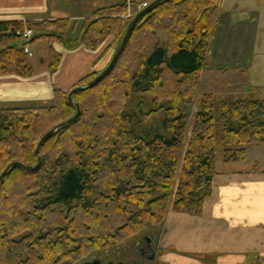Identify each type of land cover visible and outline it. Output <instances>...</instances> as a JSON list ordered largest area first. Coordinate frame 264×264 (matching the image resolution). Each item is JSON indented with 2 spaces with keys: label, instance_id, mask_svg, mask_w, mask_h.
I'll use <instances>...</instances> for the list:
<instances>
[{
  "label": "trees",
  "instance_id": "16d2710c",
  "mask_svg": "<svg viewBox=\"0 0 264 264\" xmlns=\"http://www.w3.org/2000/svg\"><path fill=\"white\" fill-rule=\"evenodd\" d=\"M221 5L173 0L159 7L138 22L109 76L75 94L81 116L45 142L41 167H16L0 184V264H82L120 250L143 231L163 227L172 209L201 213L217 174L218 147L229 165L244 162L249 148L264 147V98L248 71L206 65ZM127 10L124 4L98 11L75 43L95 51L112 35L123 42L128 28L120 18ZM70 25L0 22V77L32 78L23 48L41 41L50 42L49 71L55 73L61 57L54 44L68 47ZM27 30L36 33L28 44L18 35ZM136 51L137 59L124 67L125 55ZM114 76L121 86L114 90V82L103 92L100 86ZM161 88L166 107L144 117L149 122L162 113L164 133L147 141L125 108L136 93L154 96L158 105ZM198 97L200 109L188 110ZM65 99L56 90L52 108L0 110V176L13 163L38 165L42 138L77 115Z\"/></svg>",
  "mask_w": 264,
  "mask_h": 264
},
{
  "label": "crops",
  "instance_id": "0c3cea01",
  "mask_svg": "<svg viewBox=\"0 0 264 264\" xmlns=\"http://www.w3.org/2000/svg\"><path fill=\"white\" fill-rule=\"evenodd\" d=\"M132 1L135 0H0V22L69 21L76 24L77 30L83 21L95 18L98 11ZM232 2L235 4L230 9L237 7L247 12L251 22L247 25L234 22V10L225 14L214 41L220 33L226 45L237 44L246 50L252 39L258 44L261 29L256 16L264 12V0ZM261 42L259 53L254 54L252 60L240 59L235 67L228 69L248 71L251 86L259 89L264 98V41ZM101 51L85 47L73 52L64 50L60 70L53 76L49 62L42 60L31 64L34 75L30 79L1 76L0 110L26 108L41 99L52 101L54 88L67 92L85 75L94 73ZM253 165L259 167L224 175L217 173L211 196L200 214L169 213L165 223L168 226L166 245L174 247L175 251L162 257L164 264H264V166L256 162ZM178 216L185 218L184 226L177 225Z\"/></svg>",
  "mask_w": 264,
  "mask_h": 264
},
{
  "label": "rangeland",
  "instance_id": "374dc122",
  "mask_svg": "<svg viewBox=\"0 0 264 264\" xmlns=\"http://www.w3.org/2000/svg\"><path fill=\"white\" fill-rule=\"evenodd\" d=\"M232 1L225 0L222 10L221 11L219 10V14L217 16V20L215 24L214 35H215L217 27L225 19L224 17L226 16L225 14L231 13L233 10H234L233 11L234 22H242L244 25H247L249 24V22H251V20H249L248 14H246L247 12L245 11L243 12L237 9V7H233L232 9H230V6L235 4V2H232ZM132 2L125 3V4H128V10L120 18L121 21L123 22L124 29L128 28L132 20H134L135 17L141 12L140 6L144 5L143 3L132 4ZM152 3L153 2H148L146 4H148V7H149ZM262 8L264 9V4L262 5ZM256 17L259 19V24H260V29H261V34L257 38L258 44H256L254 42V39H252L253 37L250 36V38L252 39L251 41L252 44H249L246 50L245 48L242 49L241 48L242 46L240 45L238 46L237 44L230 43L226 45L225 40L222 39V35H220V33L216 35L215 41H214V36H213V39L211 42V50L206 59V65L209 70H213V71L226 70L228 69V67H235L236 63H238L240 59L245 60L248 58L249 60H252L254 54L259 53V46L262 43L261 40L264 41V12H261V14ZM86 22L87 21H83L77 30H76V24L71 22V25L69 26L66 32V36H65V38H67L69 41L68 47H64L62 44H59V43L54 44V49L60 55L61 62L58 67V70L53 74L51 73L52 76L58 73V71L60 70V67L62 65V60H63L62 53L64 52V50L73 52V51L80 49L81 47H85L81 45L79 42L78 43H75V42L80 40V38L82 37L81 36L82 31L85 27ZM252 26H254V24H252L251 27ZM141 27H142V24L139 25V27L137 28V31H135V34H134L135 37L138 33H140ZM26 29L30 30L29 28H26ZM34 36H36V33H34ZM121 45H122L121 38H117L114 35L110 36L108 40L105 41L100 46L99 49L95 50L97 52L98 50H103V51H101V55L95 63L94 73L85 75L67 92L54 88L52 101L41 99L32 104H29L28 106H26V108H20V109L38 110V109H43V108L54 107L56 105V100H55L56 90L61 91L63 94H65L66 96L65 101H66L68 94L74 88L79 87L80 85L87 83L88 81L94 79L96 75L101 74L110 65L112 59L114 58L115 54L118 52ZM252 46L255 48L252 49L251 48ZM132 47L133 48L136 47L135 43L133 42L131 44V48ZM137 47H139V45H137ZM32 50H33L35 57L32 60H30L31 64L32 63L39 64L40 60L46 63L47 61L48 62L50 61V42L49 41H41V42L36 43V45H34ZM137 51L135 52L134 55H131L130 58L128 57L129 61H127L128 58L126 60V56L128 55H125V58L122 61L124 67H129L131 65L130 62L133 58L137 59V56L139 54ZM104 59L105 61H103ZM217 67H224V69H216ZM229 69H234V68H229ZM119 80L120 79L118 77L114 76L112 78V81L109 80L107 84L100 86V89L103 92H106L110 89L112 84L116 82L117 85H115V88H114L115 90L116 88H119L121 86L119 83ZM168 85L170 86L171 83H169ZM159 93L163 94V89L160 91H157L158 105L154 106V100H155L154 96L150 95L146 97H141L140 95L136 93L130 100H128V103L125 108L126 113L134 117L135 129L138 131L140 135L145 137L147 141H151L154 134L164 133L163 132L164 115L162 113L156 114L154 116V119L149 122L148 120H145V117H144V115L149 114V112L151 111L163 110L161 109V107H166L167 103H165L164 101L163 102L159 101L161 97ZM200 106H201V98L198 97L196 98L192 106L189 107L188 110H191L194 112L195 110H199ZM193 118H194V114L191 113L189 117V124L193 122L194 120ZM255 162L260 163L261 165L264 166V147L251 148L249 152H247V161L242 164H237V165L225 164L223 161V148L221 146L218 147V151L216 154V167H217V173L219 175H224V173L225 174L232 173L235 170L242 171L243 169L245 170L248 167H251V169L253 170L257 169L259 166L253 165ZM171 211H173V209ZM179 218L181 217L179 216L176 217L177 225L184 226L185 221H186L185 218L182 217L181 220ZM167 234H168V226L166 225H164L161 228L147 229L143 231L141 234H139L137 237L130 240L124 246H122L120 250H112L104 255H98V256L91 257L89 261H94V260L100 261L102 264H109V263L164 264L165 261L163 260L162 257L168 252L175 251L174 247L166 245V235Z\"/></svg>",
  "mask_w": 264,
  "mask_h": 264
},
{
  "label": "water",
  "instance_id": "95a60500",
  "mask_svg": "<svg viewBox=\"0 0 264 264\" xmlns=\"http://www.w3.org/2000/svg\"><path fill=\"white\" fill-rule=\"evenodd\" d=\"M173 1V0H155L149 7H147L146 9L142 10L136 17L135 19L130 23L127 32L123 38V42L122 45L120 47V49L118 50V52L115 54L114 58L112 59L110 65L95 79L93 80L91 83H89L87 86L85 87H76L74 88L69 94H68V102L75 106L77 109V115L72 118L71 120L57 126L55 129H53L51 132H49L48 134H46L42 140L39 142L37 149H36V156L38 157V165L37 166H26L22 163H13L10 166L7 167V169L3 172V174L0 176V184L1 182L7 177V175L16 167H21L23 169H25L28 172H35L37 171L41 165H42V158L40 156L41 153V149L43 147V145L45 144L46 141H48L54 134H56L58 132L59 129L63 128V127H67L70 126L72 123L76 122L80 116H81V109L80 106L75 103L73 101V98L75 96V94L79 93V92H85V91H89L92 90L94 87H96L99 83H101L106 77L109 76V74L114 70L117 62L119 61L122 53L124 52L128 41L136 27V25L138 24V22L145 17L146 15L154 12L155 10H157L159 7L163 6L164 4ZM82 264H100L99 261H86Z\"/></svg>",
  "mask_w": 264,
  "mask_h": 264
},
{
  "label": "built area",
  "instance_id": "2783aa9c",
  "mask_svg": "<svg viewBox=\"0 0 264 264\" xmlns=\"http://www.w3.org/2000/svg\"><path fill=\"white\" fill-rule=\"evenodd\" d=\"M147 7H148V4H144L140 6V9L144 10ZM18 35L21 36L27 44L35 37L34 32L32 31H25L23 34L18 33ZM23 49H24V53L28 56L29 59L34 58V53L30 45L25 46Z\"/></svg>",
  "mask_w": 264,
  "mask_h": 264
}]
</instances>
